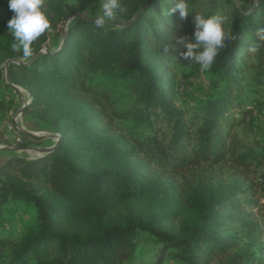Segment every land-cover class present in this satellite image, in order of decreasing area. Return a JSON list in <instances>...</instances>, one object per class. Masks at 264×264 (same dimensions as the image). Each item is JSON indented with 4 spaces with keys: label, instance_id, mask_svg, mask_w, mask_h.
<instances>
[{
    "label": "trees",
    "instance_id": "1",
    "mask_svg": "<svg viewBox=\"0 0 264 264\" xmlns=\"http://www.w3.org/2000/svg\"><path fill=\"white\" fill-rule=\"evenodd\" d=\"M118 2L114 16L123 24L109 28L94 23L103 0H42L49 27L17 68L31 97L26 109L59 139L40 158L11 157L0 166V227L5 205L34 209L33 226L18 240L0 236V264H129L140 233L160 245L154 264H264V139L236 132L251 120L243 72L264 78V0H187L182 19L162 14L173 0ZM197 13L217 16L226 40L206 69L211 91L200 108L186 110L174 99V67L194 60L182 55L186 44L202 50ZM12 15L0 0V59L22 54L1 30ZM40 47L46 51L35 54ZM97 77L120 82L132 102L120 106ZM205 171L238 181L187 185L170 208L132 213L149 175Z\"/></svg>",
    "mask_w": 264,
    "mask_h": 264
},
{
    "label": "rangeland",
    "instance_id": "2",
    "mask_svg": "<svg viewBox=\"0 0 264 264\" xmlns=\"http://www.w3.org/2000/svg\"><path fill=\"white\" fill-rule=\"evenodd\" d=\"M67 4H75V0H62ZM236 5L240 3L236 2ZM84 14L88 13L83 9ZM101 12H98V14ZM74 16H70L67 23ZM123 24L117 17L105 22V26L114 28ZM5 33L11 34L7 29H1ZM5 45V39L0 35L1 48ZM45 47H40L36 53L45 52ZM31 58H24L22 54L3 55L0 59V69L2 77L0 79V166L11 157L21 159H36L44 156L46 151L56 146L58 132L47 122L42 121L35 110L26 109L31 97L25 89L20 78L17 66L27 64ZM252 61L249 58L247 62ZM175 86L174 99L176 104L183 109L192 110L200 108L204 97L210 92V74L202 70L194 60L185 59L181 63L175 64ZM101 85L110 88L113 95L119 98L120 106L128 105L132 99L128 98L120 82L114 83L97 77L95 79ZM243 93L247 98L244 104L245 109L251 110V120L243 127L237 128L236 132L244 140L264 139V78L251 68H246L242 74ZM237 118V115H235ZM248 120V119H247ZM53 150V149H52ZM151 182L140 204L132 206V213L135 216L144 217L147 212L165 210L170 208L173 199L179 193V188L185 186L196 188L197 185H225L228 182L238 181L228 173L217 175V172H200L188 174L186 176H168L159 173L149 175ZM34 209L29 203L22 201L12 203L2 208L3 223L0 227V236L11 237L18 240L23 233L33 226ZM169 228V225H163ZM264 243V237L260 240ZM159 244L147 233H140L133 260L129 264H154L156 252ZM259 247H250V251L257 256ZM2 258H0V263ZM28 264H34L29 262ZM162 264H181L177 260H164Z\"/></svg>",
    "mask_w": 264,
    "mask_h": 264
},
{
    "label": "clouds",
    "instance_id": "3",
    "mask_svg": "<svg viewBox=\"0 0 264 264\" xmlns=\"http://www.w3.org/2000/svg\"><path fill=\"white\" fill-rule=\"evenodd\" d=\"M41 4L42 0H8V8L13 12L12 17L7 21V29L13 37L11 47L13 51L20 50L24 58H28L32 54L31 42L49 27V20L42 11ZM119 8L118 0H103L102 11L94 20L95 25L102 27L106 21L113 18L114 11ZM188 13L187 0H173L166 12L162 10V14L168 16L176 14L181 19ZM194 19L197 26L195 38L197 41L203 42V47L198 53H193V48L198 45L188 43L186 44L187 51L182 55L193 58L202 70H206L211 66L218 49L226 40V36L217 16H204L197 13Z\"/></svg>",
    "mask_w": 264,
    "mask_h": 264
},
{
    "label": "water",
    "instance_id": "4",
    "mask_svg": "<svg viewBox=\"0 0 264 264\" xmlns=\"http://www.w3.org/2000/svg\"><path fill=\"white\" fill-rule=\"evenodd\" d=\"M67 24V21H66V23H65V25ZM57 142H58V138H57ZM57 142H56V144H57ZM54 148V146L50 149V150H48V151H46V152H50V151H52V149Z\"/></svg>",
    "mask_w": 264,
    "mask_h": 264
}]
</instances>
